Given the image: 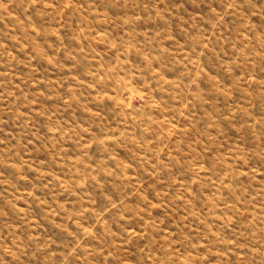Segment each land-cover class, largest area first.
Returning a JSON list of instances; mask_svg holds the SVG:
<instances>
[{
	"label": "rangeland",
	"instance_id": "rangeland-1",
	"mask_svg": "<svg viewBox=\"0 0 264 264\" xmlns=\"http://www.w3.org/2000/svg\"><path fill=\"white\" fill-rule=\"evenodd\" d=\"M0 264H264V0H0Z\"/></svg>",
	"mask_w": 264,
	"mask_h": 264
}]
</instances>
